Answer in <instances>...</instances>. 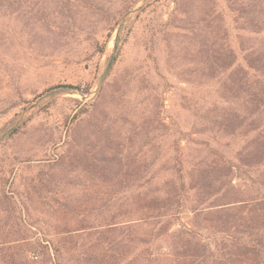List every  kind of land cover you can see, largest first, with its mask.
<instances>
[{
	"label": "rangeland",
	"instance_id": "374dc122",
	"mask_svg": "<svg viewBox=\"0 0 264 264\" xmlns=\"http://www.w3.org/2000/svg\"><path fill=\"white\" fill-rule=\"evenodd\" d=\"M249 57L264 0H0V264H264Z\"/></svg>",
	"mask_w": 264,
	"mask_h": 264
},
{
	"label": "trees",
	"instance_id": "16d2710c",
	"mask_svg": "<svg viewBox=\"0 0 264 264\" xmlns=\"http://www.w3.org/2000/svg\"><path fill=\"white\" fill-rule=\"evenodd\" d=\"M259 26V25H258ZM257 27V26H256ZM258 30V29H257ZM114 31V30H113ZM259 33V32H258ZM119 30L118 34L116 37L115 41V49H118V41H119ZM100 53H103V50H100ZM249 57L248 59L246 58V67L245 69L251 76V78L254 80V84L259 86L261 94L256 95V103H257V109H262L264 110V59L257 57V58H252ZM113 60V58H112ZM111 62V59L109 60ZM246 75V73H245ZM61 91V92H66V93H72L73 91H79L78 89L72 87V86H58L55 88H51L48 91H46L45 94H49L52 91L56 90ZM8 126L10 128H2L1 131H5L4 129H8L7 132L4 135L7 136H12L17 132V128L14 127V120L10 119L8 122ZM6 126V127H8ZM259 130V129H258ZM261 132H264L263 130ZM256 168L257 171L260 170L259 168L262 167L261 169L264 170V155L258 156L256 161ZM179 180H182L180 184L177 186V190L179 193H182L183 195L187 192L186 191V184L183 182V177L181 172H178ZM261 177V173H258L256 176V179L253 180L254 185L258 187H263L264 185L259 181ZM261 188H259L260 191ZM181 195V194H180ZM264 202V199L261 201V203ZM184 204H178V207H182ZM159 223H162L164 221V218L159 220ZM237 234L239 233L240 236H232L233 234H224V237L222 238V246L220 249H218V252L215 253V251H205L204 249H201L200 252L196 251L194 252V255L192 256L194 258L193 264H233V253L232 250L235 249L236 247L240 246L241 250H245L246 254H254L260 252L259 250H256V248L253 246V243L256 240H252L253 237L256 239L259 236V233L255 234L254 236L248 232H236ZM183 236L188 239L189 241L187 242L188 244L191 242H196L198 241L197 235L193 233L191 230H186L183 232ZM242 234H245L244 236ZM155 246V240L152 239H147L143 243V247L145 248L143 253L144 256V263L145 264H151V262L157 260L158 258L162 257L156 254L155 251H153V247ZM217 251V250H216ZM191 253V251H189ZM163 259H166V256L162 257Z\"/></svg>",
	"mask_w": 264,
	"mask_h": 264
}]
</instances>
